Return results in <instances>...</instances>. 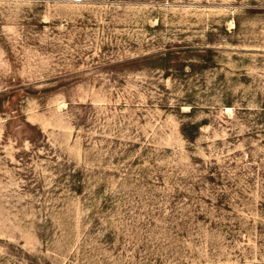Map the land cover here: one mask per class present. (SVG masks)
Instances as JSON below:
<instances>
[{"label":"rangeland","instance_id":"obj_1","mask_svg":"<svg viewBox=\"0 0 264 264\" xmlns=\"http://www.w3.org/2000/svg\"><path fill=\"white\" fill-rule=\"evenodd\" d=\"M0 264H264V0H0Z\"/></svg>","mask_w":264,"mask_h":264}]
</instances>
